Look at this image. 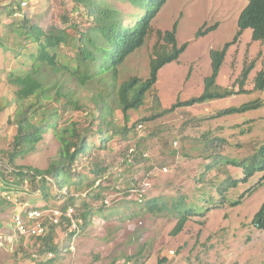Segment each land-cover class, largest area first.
<instances>
[{"label": "rangeland", "instance_id": "rangeland-1", "mask_svg": "<svg viewBox=\"0 0 264 264\" xmlns=\"http://www.w3.org/2000/svg\"><path fill=\"white\" fill-rule=\"evenodd\" d=\"M10 1L0 0V172L8 183L13 182L8 153L17 132L14 117L19 106L17 86L9 79L29 71L37 51V44L19 39L10 30L13 19L5 9ZM95 2L117 11L125 27L132 26L143 12L127 0ZM22 4L21 14L44 31L56 27L73 34L71 24L77 23L79 31L92 25L82 11L73 12L71 0H24ZM246 6L247 0H166L151 23L153 32L144 46L118 68L117 86L133 76L148 77L156 31L176 26L177 45L186 44V48L178 61L159 70L143 106L126 115L113 102L108 74L77 86L71 79L65 80L63 72L43 64L40 78L49 99L58 89L67 95L60 102L46 101L48 110L58 111L54 118L57 127L75 123L81 132L89 126L93 132L89 134V153L74 166L81 176L66 181L59 191L77 197L79 212L89 202L96 215L71 238L69 228L59 229L54 264H264V231L252 223L264 201V169L247 177L251 159L264 145V86L256 88V77L264 72V40H252V31L246 29L234 42ZM63 18L70 22L64 23ZM227 44L216 87L234 94L167 112L174 104L202 94L204 80L212 74L210 54ZM72 55L71 49L58 51L61 62H70ZM108 92L105 103L112 106L110 119L129 133L101 144L94 134L99 121L87 114L93 112L98 94ZM256 102L259 106L244 112L216 116ZM42 137L35 151L19 156L15 166L47 168L57 157L60 144L51 127ZM95 161L108 171L88 188L93 176L88 168ZM2 178L0 174V264H36L28 258L31 254L35 259L34 240L12 236V209L3 194L8 192L32 206L60 208L64 199L54 194L59 192L54 181L50 183L52 196L45 201L38 191L24 194L29 190L24 183L1 190ZM87 192H96L102 199H87ZM150 201L159 210L150 212ZM182 215L186 216L183 230L172 235Z\"/></svg>", "mask_w": 264, "mask_h": 264}, {"label": "trees", "instance_id": "trees-1", "mask_svg": "<svg viewBox=\"0 0 264 264\" xmlns=\"http://www.w3.org/2000/svg\"><path fill=\"white\" fill-rule=\"evenodd\" d=\"M131 6L141 9L143 12L134 21L132 26L125 27L124 22L118 16V12L108 6L95 2V0H71L74 4L73 12H81L86 16L92 25L84 31H79L78 26L71 24L72 33L64 29L52 27L44 31L37 25H34L29 19L21 14V5L24 0H11L9 5L5 7L7 13L13 19L9 25L10 30L19 39H24L37 44V51L32 57L33 63L31 68L24 74L16 75L9 79L17 86L15 91L16 99L19 101L14 124L17 128L16 135L13 138L12 150L8 153V161L12 165V172L9 176L13 177V182H9L3 176L1 179L3 187L1 190L11 189L12 185L21 187L27 181L29 192L38 191L42 199L47 201L50 197V183L55 182L58 191L62 190L65 182L72 180L73 177L81 176L74 169L79 157L89 153L92 144L89 142L91 126L83 129L81 132L75 123H71L66 127H57L54 121L57 115V109L48 110L46 101L53 100L60 102V98L67 99L66 94H60V89L56 91L52 99L41 80V68L48 66L56 72H63L65 80H72L77 86H85L90 84L94 78L103 74H108V82L111 91L114 94L113 102L119 110L126 115L129 110H138L143 106L146 95L152 90L157 82L159 70L166 64L178 61L179 56L184 52L186 44L181 46L176 42V26L170 31H156L157 41L153 47V57L149 62V75L142 80L138 77H130L122 81L118 86L117 76L118 68L123 62L134 52L144 46L147 39L151 36L153 29L152 21L155 19L162 5L166 0H127ZM82 9V10H81ZM64 23H69L67 18H63ZM238 33L234 42L246 29L252 31V40H264V0H247V6L242 10L238 19ZM203 34V32L198 33ZM227 44L222 51H212L210 54L212 60V74L204 80V90L198 97H193L187 101L178 102L172 106L170 112L176 107H191L196 104H201L207 101L226 98L234 94L231 90H217L216 79L219 69L225 57ZM1 47V46H0ZM62 49L73 50L71 61L61 62L58 57V51ZM71 63V64H70ZM246 69L242 75V82L248 73ZM10 78V77H9ZM103 78V77H102ZM264 86V72H260L256 77V88L262 89ZM98 94L97 100L94 101L93 112H88V116L92 121L98 120L96 132L101 144L109 141L112 137H126L129 129L126 127H117L112 119V106L105 103V97L110 95ZM35 99L34 102L28 105L23 104L30 99ZM70 103V99L68 100ZM75 110L78 108L77 103H72ZM76 106V107H75ZM259 106V103H249L238 109L230 108L218 112L217 117L228 114L241 113L248 109ZM98 114V115H97ZM93 124V123H92ZM53 128L54 136L60 146L57 152V157L52 160L47 168L37 169L27 166H15L14 162L19 156H24L35 151L38 143L42 141V136L47 129ZM251 167L247 171V177L252 175L257 170L264 169V145L260 148L258 154L251 159ZM89 173L92 180L88 183V188H92L100 179L105 176L108 167L102 165L101 162L95 161L90 164ZM51 179V181L47 180ZM54 193L58 199H64L61 206L63 210L68 207L75 206L77 197L73 193L66 194ZM250 193V190H249ZM52 196V195H51ZM87 199H99L100 195L96 192H87ZM102 199V198H100ZM141 202V200H139ZM89 202L83 203L82 207L76 212V217L81 220L80 229L85 228L89 224V220L96 215ZM10 206V204L8 203ZM148 209L152 212L158 209L156 202H149ZM179 213L182 210H178ZM177 211V212H178ZM186 222V216L182 215L175 225L172 235H177L183 230ZM66 223V226L63 227ZM253 225L259 230L264 231V201L258 212L252 220ZM69 228V222L63 221L59 226H48L46 233L38 238H30L35 243V259L29 254L36 264H54L55 256L58 253V245L55 239L59 229ZM75 233L70 232V238ZM48 254H52L51 258H47ZM38 260V261H37Z\"/></svg>", "mask_w": 264, "mask_h": 264}, {"label": "built area", "instance_id": "built-area-1", "mask_svg": "<svg viewBox=\"0 0 264 264\" xmlns=\"http://www.w3.org/2000/svg\"><path fill=\"white\" fill-rule=\"evenodd\" d=\"M23 5V4H22ZM47 180L51 181V179ZM28 186L27 181L24 182ZM29 190L25 189L24 194ZM4 199L10 204L11 229L14 238L30 239L43 236L48 226H59L63 221L69 222V229L75 233L80 229L81 220L76 217L75 209L68 207L63 210L61 207L32 206L29 201L21 200L18 197H11L4 192ZM66 224V223H65ZM48 254L47 258H51Z\"/></svg>", "mask_w": 264, "mask_h": 264}]
</instances>
